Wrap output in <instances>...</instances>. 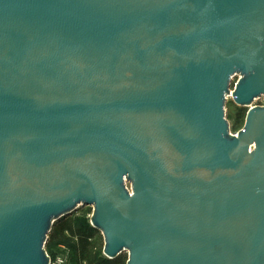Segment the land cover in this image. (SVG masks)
I'll use <instances>...</instances> for the list:
<instances>
[{"label":"water","instance_id":"95a60500","mask_svg":"<svg viewBox=\"0 0 264 264\" xmlns=\"http://www.w3.org/2000/svg\"><path fill=\"white\" fill-rule=\"evenodd\" d=\"M260 97L264 0H0V264L84 206L109 259L264 264Z\"/></svg>","mask_w":264,"mask_h":264},{"label":"rangeland","instance_id":"374dc122","mask_svg":"<svg viewBox=\"0 0 264 264\" xmlns=\"http://www.w3.org/2000/svg\"><path fill=\"white\" fill-rule=\"evenodd\" d=\"M239 76H235L231 81V89L233 85L237 82ZM252 105H264V97L256 98ZM249 107H240L237 106L231 99L228 97L225 104L226 118L230 125V132L237 133L244 125L245 115ZM93 213L92 206H84L76 210L74 213L62 218L57 221L54 225L53 230L48 234V238L45 245V250L48 256L52 261L58 262L59 264H74L75 257L73 255L74 246L73 244L76 241V236H72L68 230H60L57 225L62 222L69 221L73 227L76 223H81L79 220L90 224V217ZM91 225V224H90ZM93 242L97 248L100 247L101 255L103 254V245L104 240L102 233H94ZM95 248V247H94ZM124 259V264L126 263L127 253L123 252L120 254ZM106 257V256H104ZM81 264H86L82 262Z\"/></svg>","mask_w":264,"mask_h":264},{"label":"trees","instance_id":"16d2710c","mask_svg":"<svg viewBox=\"0 0 264 264\" xmlns=\"http://www.w3.org/2000/svg\"><path fill=\"white\" fill-rule=\"evenodd\" d=\"M79 222L81 223H76L75 227L69 221L57 225L60 230H68L72 236H76V241L73 244L74 264H81L82 262H86V264H124V259L120 255L114 259L102 256L100 247L97 248L93 242L94 233L98 230L86 221L79 220ZM55 225H53L52 230Z\"/></svg>","mask_w":264,"mask_h":264},{"label":"built area","instance_id":"2783aa9c","mask_svg":"<svg viewBox=\"0 0 264 264\" xmlns=\"http://www.w3.org/2000/svg\"><path fill=\"white\" fill-rule=\"evenodd\" d=\"M48 264H59V263H58V262H54V261H52L51 258H50V261H49Z\"/></svg>","mask_w":264,"mask_h":264}]
</instances>
